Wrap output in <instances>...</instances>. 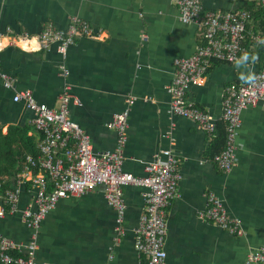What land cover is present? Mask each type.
Masks as SVG:
<instances>
[{"label": "crops", "instance_id": "1", "mask_svg": "<svg viewBox=\"0 0 264 264\" xmlns=\"http://www.w3.org/2000/svg\"><path fill=\"white\" fill-rule=\"evenodd\" d=\"M253 1L260 4L245 2ZM203 3L213 10L243 7L235 0ZM75 15L87 19L101 37H78L65 56L56 43L37 51L8 45L0 52V67L12 80L6 87L0 78V131L27 126L38 150L41 133L32 122L34 112L13 97L30 89L39 102L57 107L68 82L70 93L79 99L70 104L71 118L90 134L95 150L113 149L117 132L110 122L134 96L123 168L144 176L147 163L162 149H171L179 158V195L167 214L166 264H248L247 255L264 243V103L243 111L236 163L224 171L214 161L219 152L212 146L216 136L172 112L167 90L175 74L174 60L192 55L203 42L201 28L181 20L174 0H0V33L8 28L37 33L48 23L65 28ZM259 21L253 16L249 29L259 30ZM62 63L69 69L67 76ZM258 67L215 60L206 82L191 85L187 97L215 117L218 129L225 127L224 87L243 82L241 77ZM18 188L19 210L0 218V233L27 243L36 232L26 224L22 209L34 204L35 190L30 182ZM144 190L137 184L124 188L126 232L120 242L116 210L103 185L61 198L37 230L36 259L50 264H140L135 228L144 209ZM210 191L241 220L242 235L199 216Z\"/></svg>", "mask_w": 264, "mask_h": 264}, {"label": "built area", "instance_id": "2", "mask_svg": "<svg viewBox=\"0 0 264 264\" xmlns=\"http://www.w3.org/2000/svg\"><path fill=\"white\" fill-rule=\"evenodd\" d=\"M184 22H194L202 30L203 42L196 52L174 60L175 74L167 87L171 96L172 112L191 118L210 136H216L218 124L208 111L198 107L187 97L191 85L201 86L206 82L207 72L213 61L236 62L248 53L249 61L258 64L252 74L255 82H231L224 87L222 120L225 123L226 142L215 154V163L229 171L236 163L237 136L242 124V113L250 107L264 103V57L258 47H264V32L251 30L248 25L253 14L250 9L238 7L230 10L205 9L203 0H174ZM246 0H235L242 3ZM264 7V0H259ZM102 32L80 16H73L67 27L60 28L48 23L41 31L15 32L8 28L0 33V52L8 45L27 51L49 49L57 44V50L65 56L70 45L80 36L100 38ZM147 36L144 35V38ZM255 56V60L251 57ZM65 76L69 69L61 64ZM0 78L6 87L12 86L10 74L0 67ZM70 83L60 96L57 107L39 102L30 89L18 91L14 100H22L34 112L32 122L41 133L36 154L28 153L21 169L13 178L14 183L6 187L0 179V218L19 210L18 184L30 182L35 190L34 204L22 209L23 218L34 235L30 242H18L0 233V261L2 264H50L36 259L37 230L42 221L58 201L67 196H80L87 190L103 185L105 197L116 210V241L120 242L126 232V202L124 188L130 184L145 187L144 209L135 228V246L140 264H166L168 207L179 195L181 179L179 158L171 149L156 152L145 167L144 176L134 175L123 168L124 147L128 140L129 115L135 97L127 99L128 106L116 112L110 122L117 132V143L113 149L95 150L90 134L70 116V104L79 99L70 93ZM199 216L207 219L232 234L242 235L241 220L229 214L223 200L210 191L205 208ZM248 264H264V243L251 251L246 258Z\"/></svg>", "mask_w": 264, "mask_h": 264}, {"label": "trees", "instance_id": "3", "mask_svg": "<svg viewBox=\"0 0 264 264\" xmlns=\"http://www.w3.org/2000/svg\"><path fill=\"white\" fill-rule=\"evenodd\" d=\"M243 7L250 9L253 16L259 18V30L264 32V7L257 2H245ZM253 18V17H252ZM261 58L264 57V47H258ZM29 127H14L6 134L0 131V179L4 181L6 187L13 185V178L21 169V163L26 153H37L33 137L28 135ZM226 130L224 126L218 129V133L212 144L216 151H220L226 142ZM21 143L23 148L16 147Z\"/></svg>", "mask_w": 264, "mask_h": 264}, {"label": "clouds", "instance_id": "4", "mask_svg": "<svg viewBox=\"0 0 264 264\" xmlns=\"http://www.w3.org/2000/svg\"><path fill=\"white\" fill-rule=\"evenodd\" d=\"M261 43H264V41H261ZM252 60H255V56L251 57ZM249 61V55L248 53H243L236 61V64L238 66L247 65ZM244 83L251 84L255 82L256 77L252 74H247L241 77Z\"/></svg>", "mask_w": 264, "mask_h": 264}]
</instances>
